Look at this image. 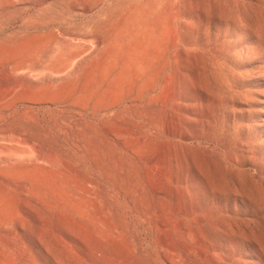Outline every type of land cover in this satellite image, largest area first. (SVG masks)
<instances>
[{"label": "rangeland", "instance_id": "1", "mask_svg": "<svg viewBox=\"0 0 264 264\" xmlns=\"http://www.w3.org/2000/svg\"><path fill=\"white\" fill-rule=\"evenodd\" d=\"M142 2L0 0V264H264V0Z\"/></svg>", "mask_w": 264, "mask_h": 264}, {"label": "crops", "instance_id": "2", "mask_svg": "<svg viewBox=\"0 0 264 264\" xmlns=\"http://www.w3.org/2000/svg\"><path fill=\"white\" fill-rule=\"evenodd\" d=\"M170 2L171 0H144L142 3L130 5L128 8L121 10L118 14L116 13L115 19L127 20V24L131 27H153L162 24L169 27L172 26L171 21L175 18ZM95 9L96 5L88 4L83 6L82 10L84 13H88V16H91V12ZM150 35L151 34H149V36ZM141 43L143 42H137V44ZM141 48L142 50L140 49L139 52L150 49L146 46Z\"/></svg>", "mask_w": 264, "mask_h": 264}]
</instances>
